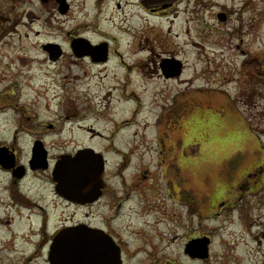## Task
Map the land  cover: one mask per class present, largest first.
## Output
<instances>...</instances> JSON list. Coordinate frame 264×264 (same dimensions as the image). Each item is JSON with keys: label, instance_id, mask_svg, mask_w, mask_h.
<instances>
[{"label": "rangeland", "instance_id": "374dc122", "mask_svg": "<svg viewBox=\"0 0 264 264\" xmlns=\"http://www.w3.org/2000/svg\"><path fill=\"white\" fill-rule=\"evenodd\" d=\"M9 1L12 20L0 29V150L14 148L17 165H26L37 139L45 142L51 161L92 148L106 159V179L116 192L120 180L129 183L137 172L146 185L156 180L153 174H162L157 136H167L175 143L176 176L189 204L181 208L151 196L147 220L114 223L127 244L125 264H264V0H207L208 7L192 0L187 11L162 21L137 9L113 10L119 0L100 7L94 0H70L71 11L55 12L54 26L44 28L23 21L24 9ZM222 14L225 22L218 19ZM76 37L106 41L111 53L120 43L132 67L70 61ZM48 44L61 48L62 61L47 60L42 46ZM163 52L185 64L180 81L164 83L154 76V62ZM252 62L263 66L259 76L245 67ZM123 92L134 93L135 103L141 98L139 118L122 100ZM112 149L130 152V159ZM40 173L19 176L16 184L0 171V264H46V252L36 247V215L43 211L20 207L24 200L42 207L51 203L52 226L56 216L73 218L76 212V221L87 212L101 223L97 207L56 206L51 176ZM249 182L263 188L252 193ZM193 237L210 239L207 259L185 254Z\"/></svg>", "mask_w": 264, "mask_h": 264}, {"label": "flooded vegetation", "instance_id": "af4514ba", "mask_svg": "<svg viewBox=\"0 0 264 264\" xmlns=\"http://www.w3.org/2000/svg\"><path fill=\"white\" fill-rule=\"evenodd\" d=\"M107 1L108 0H94V6L100 7L104 3H107ZM111 1L112 0H109L108 3L110 4ZM206 1L207 0H197L196 3L198 5L204 6V4L207 3ZM15 2H18L21 8L24 9V11L22 12V20L30 21L31 24H35V27L37 25L41 28H44L46 25H52L49 27L54 26L55 20H58V18H56L55 12H57L58 14H68L72 9L70 0H15ZM190 3H192V0H119L116 4H114L113 10L122 11L124 8H128L130 10L137 9L150 15L152 18L162 21L166 19L170 20L172 18H177L184 8L187 11ZM12 7L13 3H11V1L0 0V29L10 26L13 13ZM45 8H47V11L45 10ZM50 17V20H46ZM99 19L100 18H96V21L98 23L100 21ZM97 26L99 27V24ZM36 35L37 37H39L41 35V32L37 31ZM3 38H6V35H4ZM111 41L116 42L115 38L114 40L110 39V42ZM117 44L119 45L118 52L111 53L109 49L110 45L106 41L96 44L85 37H76L71 41V50L70 53L67 54V56L69 57L70 61H84L93 67L99 66L108 68L107 65L110 62L115 61L119 66L127 71L125 67H132V65L125 62V53L120 51V43ZM77 45L79 50H77ZM44 48L45 46L43 45L42 49L44 50ZM64 54L65 53L63 51L54 55L46 52L45 56H47V60L51 64H57L58 62L62 61V59L64 58ZM174 61L179 62L182 66V70L179 76H177L178 73L176 71L170 69V66H172V63H174ZM148 62L149 64L150 62L152 63L151 60H149ZM154 65L156 69L154 76H157L164 83L180 81L182 79L184 68L186 67L185 64H183L182 60L176 57L167 56L164 52L160 55H157V59L155 60ZM245 67L250 72H252L251 74L257 76L260 75L259 72H261V70L263 69V66L256 65V62H252L248 66H246L245 64ZM126 76H129V74L127 73ZM123 94L124 95H122V100L125 104H131L133 106L132 108H136V111L133 112V115L135 116V118H139L142 108V102L140 101L141 98L137 96L139 99H136L135 103L132 97L135 96L134 93L125 94L123 92ZM127 95L130 97H125ZM173 111L174 110L171 107L168 112L169 117H173ZM162 114H165V112H162ZM67 122L70 123V120H68ZM166 122L167 121H165V125L168 124ZM126 124H128V121L123 123V125ZM160 134L162 135L163 133ZM157 139V160L160 164L162 174L159 176H157V174H153V177H156V180H154L152 177V180L154 181H151L149 185H146L145 182L139 181L141 172H137L136 176H134L133 180H131L129 183L125 180H120L119 185L122 187V189L119 186L118 190L114 192V190L109 186V183L107 182L108 180L106 179V175H108V163L106 162V159L102 154L95 151L98 155L102 156L104 160V168L101 175V180L88 181L84 182V184H80L79 186L81 187V190L77 192V197L73 199L62 195L59 189V182L55 180L54 173L56 172L57 167H60L62 165L68 164L67 166H77L79 163V160L77 158L79 153L81 151L87 150L94 151L92 148L79 149L73 154L61 155L51 161L49 160L50 151H48L45 142L43 140L37 139L31 147L30 158L28 159L26 165H17V153L15 149H8V156H4V158L9 159L11 164L5 168L0 162V171L9 175V178L13 183L17 184L19 182V176L24 175V179L22 180H25L31 173H38L39 175H41L40 172L49 173L51 176V181L49 183L53 190L52 194L54 197V204L56 206L59 205L61 208L65 206L66 209H72L74 211L92 210L95 207H97V209L99 210H102L101 215L103 217L101 218V223L99 224H95L93 221L94 217L87 212H85V214L83 215V219L76 221L74 219L75 214H77L76 212L73 213V218H70L68 216L61 217L64 214H61V216H56V218H58L57 225L52 226L54 221L52 217L53 214L52 212H50V208L51 206H53L51 203H49L47 207H42L37 203L24 200L25 205H20V207L29 209L31 206L33 208H39L41 211H43V213H39L37 215L35 214L36 218L40 222L38 231L36 232V234L38 235L36 247L37 251L46 252V264H52L50 259L51 253L55 251L58 244L62 245L63 247L66 246L67 243H69V245H73L76 242L80 241V237L84 238L87 243L94 244L96 250L112 252L118 259V264H125V258H127L128 252V249H126L127 244L123 243V241L121 240V235L119 233L117 234L116 230L112 228V225L114 223L119 220L132 221L136 217L146 218L147 220L148 216L151 215V205L149 201L151 196H154L155 198L161 200L166 199V201L170 199L171 202L181 208L189 204V202H187L185 198L186 190H184V183L182 182V180H179L180 177L176 176L177 174L180 175V170L178 169V164H176L177 152L174 148L175 143H173V140L171 138L169 141L167 139V136H157ZM37 148L42 149V151H45L47 154V171L42 169L33 170L32 166H35V164L32 165V163L34 162L35 151ZM112 151L117 156H119L118 154H121V156L125 158L129 157L130 159V152L121 153L116 151L115 149H112ZM168 162L169 166L167 165ZM122 165L124 164L119 165L121 169ZM124 167L125 168H123V172L126 173L129 168L127 165ZM148 174L149 171L143 174V176L146 175L145 179H148L150 175ZM126 183L128 184V186L125 185ZM250 184L251 183L249 182V188L252 193L260 191L264 186H258L257 183H253V185L250 186ZM108 194H110V196H108L110 198L107 199L106 196ZM105 198L106 200L104 201ZM146 202H148L147 205H145ZM190 205L195 208L193 210H196L197 206L192 203H190ZM155 210H153V213L156 212ZM126 227L130 229L131 222L129 223V225L126 224ZM136 236H139V234H136ZM204 239L205 238L193 237L191 240L187 241V244L185 245V254L190 259L197 261L200 260L192 258L187 253V249L191 244L196 243L197 247L201 248V241H203ZM138 254H142L141 250L137 251L136 255Z\"/></svg>", "mask_w": 264, "mask_h": 264}, {"label": "water", "instance_id": "95a60500", "mask_svg": "<svg viewBox=\"0 0 264 264\" xmlns=\"http://www.w3.org/2000/svg\"><path fill=\"white\" fill-rule=\"evenodd\" d=\"M219 20L221 22L226 21L225 15H219ZM46 51L52 55L60 53V47L51 45L45 48ZM77 50L78 45H77ZM170 69H173L180 75L181 66L179 63H172ZM7 150H0V157L6 156ZM79 163L77 166L62 165L57 167L55 175V180L59 182V189L62 195L68 198L77 197V192L81 190L79 186L81 183L88 181H98L101 179L103 172V159L100 155L95 154L93 151H83L78 155ZM2 159V158H1ZM3 160H0L3 167H7ZM34 170L36 169H47V154L42 149L37 148L35 151L34 162L32 163ZM35 167V168H34ZM72 238V237H71ZM80 241L75 244L62 246L58 244L55 251L51 253L52 264H118V259L114 256L112 252H105L101 250H96L94 244L87 243L84 238L80 237ZM201 248L197 247L196 244H191L187 253L194 259L204 260L209 257V247L211 244L210 239L205 238L201 241ZM63 247V248H62ZM113 257V262L109 260Z\"/></svg>", "mask_w": 264, "mask_h": 264}, {"label": "bare ground", "instance_id": "6f19581e", "mask_svg": "<svg viewBox=\"0 0 264 264\" xmlns=\"http://www.w3.org/2000/svg\"><path fill=\"white\" fill-rule=\"evenodd\" d=\"M80 131H81V132H84L85 129L82 128V129H80ZM81 184H82V183H81ZM109 260L112 261V262L114 261V260H113V257H110ZM111 264H112V263H111Z\"/></svg>", "mask_w": 264, "mask_h": 264}]
</instances>
